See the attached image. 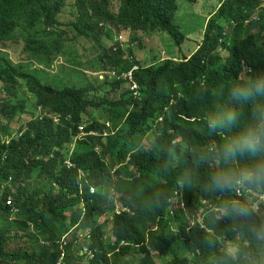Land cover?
Here are the masks:
<instances>
[{
	"label": "trees",
	"instance_id": "trees-1",
	"mask_svg": "<svg viewBox=\"0 0 264 264\" xmlns=\"http://www.w3.org/2000/svg\"><path fill=\"white\" fill-rule=\"evenodd\" d=\"M212 2L196 43L176 21L180 0H0V264H56L64 242L62 264H264L251 234L264 224V188L212 191L219 162L201 161L223 138L204 131L203 115L229 103L234 82L264 77V0ZM139 33L172 39L176 56L138 57ZM77 43L96 51V75ZM62 56L82 83L57 86L31 68ZM177 190L185 210L171 209ZM230 200L253 215L223 217Z\"/></svg>",
	"mask_w": 264,
	"mask_h": 264
},
{
	"label": "clouds",
	"instance_id": "clouds-1",
	"mask_svg": "<svg viewBox=\"0 0 264 264\" xmlns=\"http://www.w3.org/2000/svg\"><path fill=\"white\" fill-rule=\"evenodd\" d=\"M120 40L121 38L117 41ZM105 74L111 75L108 71L98 72L100 78ZM137 88L132 90L136 91ZM226 95L229 103L218 104L203 115L204 131L212 135L221 134L223 138L220 143L208 146L201 156V161L216 159L219 162V166L207 177L210 190L219 193L237 190L239 195L242 188H264V77L234 82L226 89ZM245 107L248 108L246 112L243 110ZM37 110L38 115L41 116V106ZM58 120L57 118L56 121ZM79 130L80 136L85 135L83 126H79ZM225 133L227 135H223ZM70 150V153L73 152L74 144L71 145ZM68 158L66 160L68 167H74ZM79 176L84 175L81 173ZM183 179L190 183L191 174L185 175ZM90 191L94 192V188L91 187ZM171 200L175 203L171 209L185 210L186 202L181 190L175 191ZM172 212L173 210H170V213ZM220 212L223 217L233 219H247L253 215L249 204L238 200L226 201ZM251 234L255 240L264 243V224L254 227ZM64 238L65 236L62 242ZM64 244L66 243L61 245V255L56 264L63 263ZM84 252L86 249L81 251ZM233 256V251L225 253L226 260Z\"/></svg>",
	"mask_w": 264,
	"mask_h": 264
},
{
	"label": "rangeland",
	"instance_id": "rangeland-1",
	"mask_svg": "<svg viewBox=\"0 0 264 264\" xmlns=\"http://www.w3.org/2000/svg\"><path fill=\"white\" fill-rule=\"evenodd\" d=\"M212 1L213 0H197L196 2L192 3V2H185L183 0H180L179 9L176 14L177 15L176 21L181 26L183 31L190 33L189 38L193 41L196 40V43H199V40L201 39L200 35L202 31L200 30H202L204 23L207 20L206 18L209 14L208 11L210 10L211 3H213ZM204 9L205 11H203ZM68 14L69 11L67 10V12L64 15V19L69 18ZM159 36L160 34H153L152 37L142 36V34L139 33V36L137 35L138 41L145 44V46L137 49L138 50L137 56L142 57L143 59L145 58L147 62H149L151 59L153 60V58L157 57L159 53L164 59L169 56H176L175 54L177 47L172 45L173 44L172 39H166L168 37L164 38L162 36L161 37L162 41H161ZM120 38L121 37L118 34L114 33L110 41L112 43ZM127 42L123 43L124 48H127L128 45L132 46L131 45L132 40H128ZM191 44L193 45L195 44V42H192ZM19 46L20 44H14L11 46V48L6 49L10 53L11 58H13L16 61L20 51V49H18ZM77 48H78L77 50H79V55L77 52H75L73 48L71 49L70 52L76 53V55L80 56L81 63L83 64L81 68L84 67L89 68L86 69V72H89L92 75L93 74L96 75V72L92 71L95 70L96 66H98L96 51H94V49L87 43H84L83 47H78V43H77ZM32 60H33L31 66L32 70L36 71L37 74H39L43 78V81L56 84L57 86H63L67 84H80L83 82V76L79 74L78 71H74L73 67H71V65L73 64L70 61H67L63 56L57 58L52 63L44 60H38L35 58H33ZM101 78L103 79L104 75H102ZM123 87L124 86H122V88H120L119 91H121ZM28 96L30 95L28 94ZM25 98L27 99L26 104L28 110H34L33 107L34 104L32 98L30 97L29 98L25 97ZM96 115L97 114H95V116ZM22 120H24L23 117ZM15 123L17 124L18 121H16ZM20 123L21 121L19 122V124ZM256 191L260 192L261 189L258 188ZM260 199H263V197H261ZM222 246L228 251L234 252L236 250V246L234 244L229 245L223 243ZM173 248L177 250V252H183L185 250L183 244L180 241H177L174 244ZM263 263H264V259H263Z\"/></svg>",
	"mask_w": 264,
	"mask_h": 264
},
{
	"label": "built area",
	"instance_id": "built-area-1",
	"mask_svg": "<svg viewBox=\"0 0 264 264\" xmlns=\"http://www.w3.org/2000/svg\"><path fill=\"white\" fill-rule=\"evenodd\" d=\"M123 77L128 78L130 81L133 82L132 89L135 90V88H137V84L133 81V71H129L127 73H124ZM118 78H119V76H118Z\"/></svg>",
	"mask_w": 264,
	"mask_h": 264
}]
</instances>
